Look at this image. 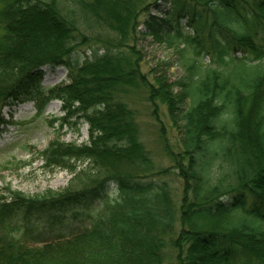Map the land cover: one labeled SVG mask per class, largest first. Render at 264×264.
Instances as JSON below:
<instances>
[{"label":"trees","instance_id":"1","mask_svg":"<svg viewBox=\"0 0 264 264\" xmlns=\"http://www.w3.org/2000/svg\"><path fill=\"white\" fill-rule=\"evenodd\" d=\"M146 38L177 50L182 76L143 71ZM46 65L66 80L43 87ZM138 91L178 131L167 167L124 100ZM54 99L36 154L71 185L5 187L0 264H264V0H0V110L29 100L38 118ZM82 123L87 141L60 138Z\"/></svg>","mask_w":264,"mask_h":264},{"label":"rangeland","instance_id":"2","mask_svg":"<svg viewBox=\"0 0 264 264\" xmlns=\"http://www.w3.org/2000/svg\"><path fill=\"white\" fill-rule=\"evenodd\" d=\"M153 1V0H147ZM142 18L140 14L139 19ZM139 47L144 57L143 71L148 66L166 61V75L170 80H176L183 74L177 50L159 45L150 38L141 40ZM82 49H86L84 46ZM87 53V51H84ZM44 77L41 85L52 87L67 78L66 68L62 65L51 67L43 66ZM124 100L136 111L139 124V137L147 148L156 165L167 167L169 158L164 154L163 146L167 143L169 148H175L178 141V131L171 126L162 106L159 111L161 122L153 117L151 105L141 92L128 93ZM36 109L32 101H23L12 106H2L1 116L12 125L7 126L0 134V193L6 195L5 187L20 191L24 195L34 196L46 191H60L66 189L73 174L62 168H45L44 161L36 154L37 150L44 148L52 139L54 133L49 124L52 116L63 114L59 100H51L44 108L43 116L35 118ZM61 139L75 143H82L88 139V126L79 125L78 130L63 127ZM170 186L179 188V178L173 172L166 176ZM112 187V186H110ZM178 191V190H177ZM250 264H255L250 263Z\"/></svg>","mask_w":264,"mask_h":264}]
</instances>
